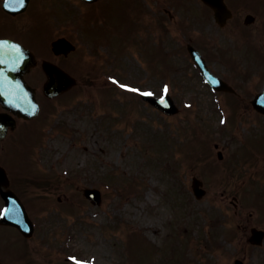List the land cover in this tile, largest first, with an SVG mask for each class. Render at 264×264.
I'll return each instance as SVG.
<instances>
[{
	"label": "rangeland",
	"instance_id": "374dc122",
	"mask_svg": "<svg viewBox=\"0 0 264 264\" xmlns=\"http://www.w3.org/2000/svg\"><path fill=\"white\" fill-rule=\"evenodd\" d=\"M38 1V15L45 16L43 21L26 11L1 20L4 25H0V36L4 31L8 36L36 33L37 41L45 45L56 34L67 32L76 43L77 52L65 61H57L74 75H80V84L68 94L46 103L39 93L42 75L36 70L30 81L38 87V96L44 105L40 117L27 125L20 124L0 142V163L4 165L8 161V170L21 165L20 178L27 173L29 164L21 151H27L30 145L25 159L30 155L32 167L38 166L40 170L33 171L53 176L49 185L36 189L47 195L48 202L42 212L36 213L37 229L32 239L22 240L12 229L0 227V260H7L9 264H75L74 261L76 264H123L129 263L126 255L129 253L138 264H160L159 259L163 257H151L146 243L139 240L127 245L128 232H141L161 247L160 250L170 243L172 236L178 235L193 250L209 233L215 217L216 224L222 221L218 230H214L219 234L218 245L214 244V250L196 248L193 256L187 253V264H234L237 257L244 260L243 264H264V246L249 247L244 232L248 211L258 214L256 222L264 224V205L254 197L255 191L264 194V116L258 117L246 108V102L238 109L235 107L238 114L224 94L218 98L221 96L226 103L219 100L223 107L219 105L214 92L188 62L181 42L170 40L172 35H167L163 46L171 55L164 67L171 75L163 79L145 67L148 62V68L152 72L156 70L164 58L161 47L144 42L136 48L133 45L138 37L134 34L120 48L113 43L116 38L106 39V36L96 46L99 34L93 33L92 39L90 30L81 28V17L94 14L96 7L85 6L79 0H55L53 4L52 0ZM107 6L112 12L114 1H108ZM169 10L179 17L180 8ZM145 13L148 14L145 19L156 16L148 7ZM47 14L52 19L48 24L45 23ZM92 23L95 28L111 25L110 21ZM195 23L210 44L227 45V33L216 24L196 20ZM34 28L36 32H32ZM7 29H11V34H6ZM234 32L237 34L233 38L228 33L229 53L244 62L242 52H237L235 47V44L244 46L242 34L238 30ZM147 33L150 41L159 40L154 27ZM127 45L130 48L119 54ZM178 48L182 50L172 55ZM137 50L146 52L147 61L145 53L141 55ZM262 64V73L253 74L243 82V96L263 86L264 61ZM210 65L216 72L228 75L227 67L218 60ZM110 81H115L116 87L109 89L112 98L106 99L101 89L110 86L106 85ZM143 89L158 96L168 90L185 108L183 113L164 116L140 101L138 93ZM119 103L124 104V111L127 104H134V111L121 112ZM226 116L230 122L227 130L222 126L228 122ZM214 143L218 144L217 149ZM218 150L223 152L220 160ZM194 175L206 189V195L199 200L190 192ZM254 176L256 182H253ZM13 178L16 181L17 177ZM84 186L102 191L100 205L94 206L83 198ZM20 191L29 196L26 189ZM233 194L237 195L241 208L238 214L233 213L229 204ZM188 204L191 207L187 210ZM178 236L175 237L178 246L172 240V251L168 252L175 261L183 255L182 239ZM22 249L28 251L30 260L17 256Z\"/></svg>",
	"mask_w": 264,
	"mask_h": 264
},
{
	"label": "water",
	"instance_id": "95a60500",
	"mask_svg": "<svg viewBox=\"0 0 264 264\" xmlns=\"http://www.w3.org/2000/svg\"><path fill=\"white\" fill-rule=\"evenodd\" d=\"M203 1L211 5L214 8L216 14L219 16V19L223 21V17L226 15L224 1L222 0H203ZM70 46H71L70 43L67 40L65 41L63 39H58L54 43L55 50L56 49L67 50L70 49ZM23 52L24 50L15 43L9 42L7 40L0 41V74L4 75V77L0 76V85H3V81L6 80L9 83L11 81H13L12 83H15L17 81L19 82V84L23 86L24 88L23 91L25 95H27L29 101L28 105H26L28 109L27 113L21 110V107L19 106V101L17 99H20V97L17 96V91L10 92V94L13 96V100H12V104L9 103L8 107L12 109L19 116L26 117L27 114H33L35 111H37L35 110V108L37 109V106L34 101V97L31 94L32 93L31 89L28 87V85H26L23 82V78H22L23 73L29 68L30 65H33L34 63L32 57H29V55L24 54ZM43 68L45 70V73H47L48 75L47 82L45 83L44 86V94H48L49 96L58 95V93L67 90L70 86H72L75 83L74 79L69 74H66L60 68L54 66L49 62L44 63ZM203 72L205 73L206 71L203 70ZM144 98L151 101V99L146 95H144ZM4 99L5 96L2 95L0 89V101L2 102L3 106H4V102H3ZM151 102L154 105L156 104L158 106L156 102L154 101ZM160 102L162 101H159V103ZM258 102L264 103V97L262 96V94L260 95V97H258ZM168 106L169 104H166V109H162L161 107L160 109L169 113L175 111L173 108H171L172 106L171 107ZM8 122L9 124H13V120L11 119H8V121L6 120L3 123L0 122V137L4 136L6 131L5 127ZM0 184H3L4 186L8 185L5 173L1 168H0ZM195 190H196V194L200 196L202 191L200 192L198 190L197 181L195 182ZM0 193H2V196L6 203V207L2 212L0 222L9 225L10 224L15 225L23 234H25L26 236H30L32 233V223H30L27 213H25L22 202H20L16 197V195L10 190L0 191ZM84 194L88 198L93 199L94 203L95 202L99 203L100 192L98 189H94V190L85 189ZM259 237H261L260 234L257 235V239Z\"/></svg>",
	"mask_w": 264,
	"mask_h": 264
},
{
	"label": "flooded vegetation",
	"instance_id": "af4514ba",
	"mask_svg": "<svg viewBox=\"0 0 264 264\" xmlns=\"http://www.w3.org/2000/svg\"><path fill=\"white\" fill-rule=\"evenodd\" d=\"M141 2L148 3L150 0H140ZM232 8H235V14H234V20L235 22H239L240 20H243L247 14H253V20L252 24H256L258 20L263 19L264 17V0H227ZM156 5H159L157 1H155ZM176 2L175 0L173 3ZM137 6H139L137 4ZM184 8V11H187L188 8H190V5L183 4L180 6ZM252 24L247 25V29L250 26H253ZM257 27V26H256ZM258 28V27H257ZM248 31L251 32V30L248 29ZM254 33V32H253Z\"/></svg>",
	"mask_w": 264,
	"mask_h": 264
}]
</instances>
